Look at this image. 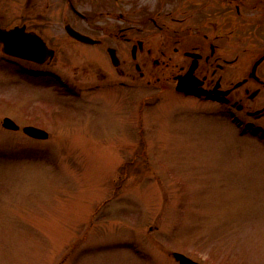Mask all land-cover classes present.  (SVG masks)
Here are the masks:
<instances>
[{"label": "rangeland", "instance_id": "1", "mask_svg": "<svg viewBox=\"0 0 264 264\" xmlns=\"http://www.w3.org/2000/svg\"><path fill=\"white\" fill-rule=\"evenodd\" d=\"M72 91L0 69V264H264L263 136L140 93L130 135L124 92Z\"/></svg>", "mask_w": 264, "mask_h": 264}, {"label": "flooded vegetation", "instance_id": "2", "mask_svg": "<svg viewBox=\"0 0 264 264\" xmlns=\"http://www.w3.org/2000/svg\"><path fill=\"white\" fill-rule=\"evenodd\" d=\"M0 31L20 53L0 41V69L33 86L124 92L130 135L143 132L140 93L143 105L178 96L203 106L209 123L220 113L264 137V0H0ZM19 125L12 131L27 136L30 122Z\"/></svg>", "mask_w": 264, "mask_h": 264}, {"label": "water", "instance_id": "3", "mask_svg": "<svg viewBox=\"0 0 264 264\" xmlns=\"http://www.w3.org/2000/svg\"><path fill=\"white\" fill-rule=\"evenodd\" d=\"M8 35V32L0 31V41L3 42V49L5 52L20 55L18 48H14V46H17L16 41H12ZM177 88H180V83L177 85ZM3 125L8 128H18L14 121L7 117L3 119ZM23 130L33 137L45 138L47 136L46 131L33 126H25ZM173 255L180 262V264H200L182 253L174 252Z\"/></svg>", "mask_w": 264, "mask_h": 264}]
</instances>
